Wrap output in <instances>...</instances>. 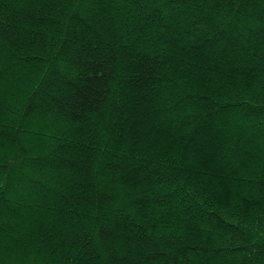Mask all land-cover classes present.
Returning <instances> with one entry per match:
<instances>
[{"label":"trees","instance_id":"16d2710c","mask_svg":"<svg viewBox=\"0 0 264 264\" xmlns=\"http://www.w3.org/2000/svg\"><path fill=\"white\" fill-rule=\"evenodd\" d=\"M0 264H264V0H0Z\"/></svg>","mask_w":264,"mask_h":264}]
</instances>
